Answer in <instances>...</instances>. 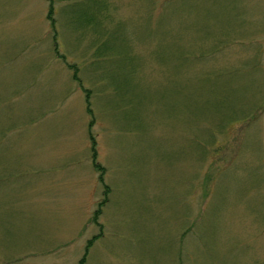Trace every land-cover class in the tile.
Segmentation results:
<instances>
[{
    "label": "rangeland",
    "instance_id": "rangeland-1",
    "mask_svg": "<svg viewBox=\"0 0 264 264\" xmlns=\"http://www.w3.org/2000/svg\"><path fill=\"white\" fill-rule=\"evenodd\" d=\"M161 1L0 0V264H264V0Z\"/></svg>",
    "mask_w": 264,
    "mask_h": 264
},
{
    "label": "trees",
    "instance_id": "trees-1",
    "mask_svg": "<svg viewBox=\"0 0 264 264\" xmlns=\"http://www.w3.org/2000/svg\"><path fill=\"white\" fill-rule=\"evenodd\" d=\"M91 2H92V4H91V8H93L95 11H98V9L100 10V11H102L101 10V8H103L104 10H106V9H108V6L107 5H103L102 7L99 5V0H90ZM171 0H162L161 1V3H160V6H159V8H158V10L161 12L163 9H164V7L166 6V4L168 3V2H170ZM174 2V1H173ZM169 4H171V3H169ZM179 6V5H178ZM178 6H176L175 7V9L174 10H176L177 9V7ZM160 14V13H159ZM53 8H52V5H50L49 6V12H48V17L50 18V20H51V23H52V25L54 24V19H53ZM84 21V20H83ZM87 23H92V21H91V18H88V21H87ZM54 49H55V52H56V54L59 56V57H64L59 51H58V44H57V42H56V40L54 39ZM68 66L69 67H73L75 70H76V66H74V65H72V64H68ZM75 78H77V76H76V74H75ZM87 90L88 89H84V91H86L87 92ZM88 96H89V94L87 93V98H86V102H87V110L91 113L92 112V110H91V107H90V102H89V98H88ZM91 124H92V120H91ZM90 137H91V140H92V150H93V158H94V166H95V168L97 169V170H100L101 171V173H100V175H99V179H100V181H103V173H104V167L102 166V165H100L97 161H96V155H97V153H96V149H95V145H96V141H95V139H94V137L90 134ZM108 190V187H107V185H105V192ZM107 200H108V197H107V195H105L104 197H103V199L101 200V201H99V203H98V205H97V207H96V209L94 210V214H93V218H92V221H97V218H98V216H99V214H100V212H101V209H102V206L107 202ZM89 245V244H88ZM87 245V246H88ZM87 248V247H86ZM85 253L83 254V256L80 258V260H79V264H84V262H85Z\"/></svg>",
    "mask_w": 264,
    "mask_h": 264
}]
</instances>
